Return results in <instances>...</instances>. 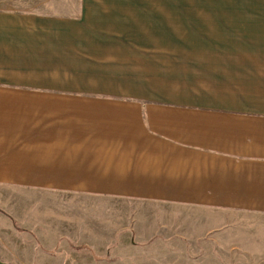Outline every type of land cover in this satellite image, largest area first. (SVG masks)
I'll return each instance as SVG.
<instances>
[{
    "label": "crops",
    "instance_id": "1",
    "mask_svg": "<svg viewBox=\"0 0 264 264\" xmlns=\"http://www.w3.org/2000/svg\"><path fill=\"white\" fill-rule=\"evenodd\" d=\"M173 1L0 0V264H264V0Z\"/></svg>",
    "mask_w": 264,
    "mask_h": 264
},
{
    "label": "rangeland",
    "instance_id": "2",
    "mask_svg": "<svg viewBox=\"0 0 264 264\" xmlns=\"http://www.w3.org/2000/svg\"><path fill=\"white\" fill-rule=\"evenodd\" d=\"M170 3H175V0L173 1V2H170ZM17 197V195H15V198ZM45 199L48 201V200H52V201H48V202H45V203H47V204H43V203H41L42 205H43V207L42 208H40L41 209V213H44L45 211H49V209H50V206H54V207H56V208H61V209H56V208H54L53 210H52V213L51 214H56V215H58V214H64L65 213V205L63 204V203H58V199L57 198H53V197H45ZM11 207L10 208H16L17 207V205L16 204H14V205H10ZM38 207V206H37ZM44 207H45V210H44ZM30 218V217H29ZM28 221V223L29 224H32V221L31 220H27ZM15 222V221H14Z\"/></svg>",
    "mask_w": 264,
    "mask_h": 264
}]
</instances>
